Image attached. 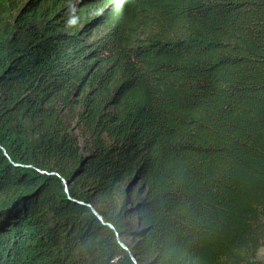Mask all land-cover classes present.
Listing matches in <instances>:
<instances>
[{
  "label": "trees",
  "instance_id": "1",
  "mask_svg": "<svg viewBox=\"0 0 264 264\" xmlns=\"http://www.w3.org/2000/svg\"><path fill=\"white\" fill-rule=\"evenodd\" d=\"M121 183L131 207H95ZM263 248L264 0H0V264Z\"/></svg>",
  "mask_w": 264,
  "mask_h": 264
},
{
  "label": "rangeland",
  "instance_id": "2",
  "mask_svg": "<svg viewBox=\"0 0 264 264\" xmlns=\"http://www.w3.org/2000/svg\"><path fill=\"white\" fill-rule=\"evenodd\" d=\"M101 29L93 31L89 37L90 40L95 39L101 34ZM78 109L73 108L63 113V120L66 127L70 130L76 143L81 148L82 152L87 149V141H90V136L85 127L78 123ZM139 186L133 184L131 186L126 183H121L118 185L116 191L110 196L105 198L94 199V205L96 208L107 212L109 214H116L123 206L125 201V209L131 207L132 202L139 197ZM95 209V208H94ZM126 222L130 227H140L141 225L130 217H126ZM128 240H124V244H128ZM258 258L264 262V248L258 252Z\"/></svg>",
  "mask_w": 264,
  "mask_h": 264
}]
</instances>
